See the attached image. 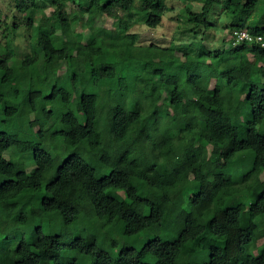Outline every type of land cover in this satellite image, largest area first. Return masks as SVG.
<instances>
[{
  "label": "trees",
  "instance_id": "obj_1",
  "mask_svg": "<svg viewBox=\"0 0 264 264\" xmlns=\"http://www.w3.org/2000/svg\"><path fill=\"white\" fill-rule=\"evenodd\" d=\"M75 1L16 0L12 35L21 15L36 42L20 66L11 65L13 38L0 47L1 122L22 118L34 134L16 139L0 125V229H8L0 237L16 242L0 247V264H264V246L248 253L264 239V48L232 39L236 30L264 34V0H206L187 12L208 28L216 6L234 9L228 48L183 52L211 64L195 74L187 65L171 72L175 50L143 46L130 32L138 22L159 26L167 0H79L116 26L84 48L60 34L79 19L67 11ZM138 53L157 63L138 62ZM58 138L66 150L54 157ZM150 231L158 234L135 244Z\"/></svg>",
  "mask_w": 264,
  "mask_h": 264
},
{
  "label": "rangeland",
  "instance_id": "obj_2",
  "mask_svg": "<svg viewBox=\"0 0 264 264\" xmlns=\"http://www.w3.org/2000/svg\"><path fill=\"white\" fill-rule=\"evenodd\" d=\"M89 0H86V3ZM139 2V0H136V2ZM206 0H167L169 9L166 11L165 16L163 18L162 23L157 27H149L144 22H138L134 26L131 27L130 32L137 34V43L146 46L151 44H156L161 47L166 48H172L175 50L174 54H172V57L175 58V63H172V70L171 72H175L176 74H182V71H180V68H183V66H189L191 73L195 74L196 69L198 66L202 67H211V64L208 63L207 65H199L198 62L195 60L194 57L191 59H186L183 56V52L186 50L195 51L196 46L203 44L204 49H217V48H224L223 43L225 42V47L228 48L231 38V32L229 30L231 20L234 15V9H226L224 6V3L216 6L214 10L211 12L210 18H209V25L208 28H205L203 25H195L193 23H189L188 19L186 17L187 12L189 10L194 12H200L202 9V6ZM86 3H81V1L76 0L75 3L71 4L68 3L67 11L72 16H78V21L72 26H67L63 30L60 31V34L64 36V38H70L73 37L77 39L78 41V47L84 48L86 44H88L93 36L101 34L104 30L114 31L116 29L115 21L112 17L106 15L105 13L101 12L99 15H96L95 17H90L89 11L86 12L82 5H86ZM93 3V4H92ZM100 1L95 0L92 1L90 5L93 7L96 5H99ZM91 6V7H92ZM52 12V7L47 6L45 9L46 18H51L52 15L50 14ZM16 9V0H1L0 1V47L2 45L6 44L10 38L14 39L13 46L17 50L18 57L14 58L11 61V65L14 66H20L22 63V58L25 55V53L28 51L29 44L36 42V37L31 30H28L26 25V20L21 15L20 18L16 21H20L19 29L14 33V37L12 35V30L10 29L11 24L13 21H15V15H18ZM27 14H29V17L31 19L37 17V13L30 11ZM25 15V14H24ZM23 15V16H24ZM255 14H253V17ZM94 28V29H93ZM100 30V32H98ZM102 31V32H101ZM244 57L247 59L252 60L253 55L249 52L244 53ZM136 59L138 62H149L156 64L157 60L153 58H147L144 57L142 54L138 53L136 55ZM215 84V81H213V86ZM138 91L142 89V86L140 84L137 85ZM20 99H14L12 100V104L14 105V101L17 102ZM3 100L0 98V125L2 126V130L5 131L8 135H12L15 133H18L16 136V139H32L34 137V134H31V132L28 129H21V127H25V121L22 118H14L12 123H7V126H4L1 122L4 118L3 115ZM237 109L240 111L246 112L247 111V104L244 100L240 101V103L237 106ZM40 115V114H39ZM14 129H16L14 131ZM38 127L36 128V130ZM244 134V133H243ZM61 138H58L54 144L57 145V148L50 149L52 155L56 157L62 151H65V146H62ZM61 143V144H60ZM46 149L49 150V145L45 146ZM16 151L17 157L20 154L23 156V154L17 150V148H12L9 152ZM74 150L69 149L68 153H73ZM20 153V154H19ZM68 153L66 155H68ZM26 158L31 157L30 154H26ZM7 157L10 156L8 153L6 155ZM175 158V156H173ZM90 163L93 164V162L90 161ZM248 169V168H247ZM245 169L244 171H246ZM98 175H112L113 171L112 168H100L98 169ZM243 171V172H244ZM264 178V174H263ZM121 197L125 199L124 193L121 192ZM126 201V200H125ZM25 210L22 209V212ZM125 212L131 215H136L140 213V209L136 208V206H127L125 207ZM249 216L246 214L244 221H248ZM46 223V222H45ZM170 226L169 222H166L162 224L161 228L167 229ZM61 227V233L65 232L64 226H57L53 228L52 232H58L60 231ZM79 229L76 231H84V224H80ZM159 227V226H158ZM6 230L5 233L8 232V229H0ZM151 233L148 234V236H144L139 241H135L138 246L146 243L149 239H152L153 236L157 235L158 233L154 231H150ZM66 234V233H65ZM117 237L121 236V233H116ZM122 237V236H121ZM94 240V237L92 235H87L86 242L88 245H91ZM134 242V241H133ZM16 242L13 239H4V236L1 235L0 237V247H11ZM126 245H131V243L126 242ZM264 246V239L253 243L248 247V253H258V250L260 247ZM118 248H114L113 251L118 252ZM204 256L206 258L208 257V253L206 251L203 252ZM152 262L157 263L155 260H152ZM153 263V264H154ZM195 262L193 261V263Z\"/></svg>",
  "mask_w": 264,
  "mask_h": 264
},
{
  "label": "built area",
  "instance_id": "obj_3",
  "mask_svg": "<svg viewBox=\"0 0 264 264\" xmlns=\"http://www.w3.org/2000/svg\"><path fill=\"white\" fill-rule=\"evenodd\" d=\"M232 39L235 43H256L264 48V34H255L247 29L234 31Z\"/></svg>",
  "mask_w": 264,
  "mask_h": 264
}]
</instances>
